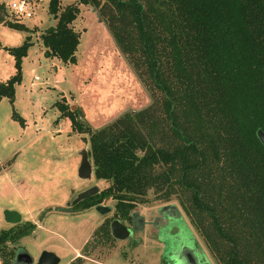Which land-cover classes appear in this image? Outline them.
<instances>
[{"label": "trees", "instance_id": "trees-1", "mask_svg": "<svg viewBox=\"0 0 264 264\" xmlns=\"http://www.w3.org/2000/svg\"><path fill=\"white\" fill-rule=\"evenodd\" d=\"M100 2L74 0L61 9L50 0L57 23L41 34L46 55L76 63L80 6L99 8L152 101L100 129L88 127L65 97L56 102L60 118L88 134L95 177L110 183L76 209L113 199L114 218L126 220L150 191L166 201L181 190L219 264H264V145L257 136L264 132V0ZM6 17L0 4V23L28 31ZM32 44L26 36L20 46H3L15 74L0 83V100L13 103ZM109 223L94 232L105 243L113 239ZM35 228L0 229L2 264H15L9 244Z\"/></svg>", "mask_w": 264, "mask_h": 264}, {"label": "rangeland", "instance_id": "rangeland-1", "mask_svg": "<svg viewBox=\"0 0 264 264\" xmlns=\"http://www.w3.org/2000/svg\"><path fill=\"white\" fill-rule=\"evenodd\" d=\"M49 1L41 0L34 20L20 22L28 31L0 23V83L15 74V59L3 46H20L26 36L33 43L22 58V79L15 86L13 103L7 97L0 100V229L13 226L4 221L5 210L22 215V223L36 225L9 248L15 253L25 249L33 258L30 264H38L43 251L60 257L59 264H170L165 262V238L151 222L159 219L162 208L172 205L197 242L201 264H219L181 190L166 201L150 191L148 202L131 211L143 218V229L130 239H112L87 251L96 240L92 236L97 227L112 219L116 201L104 200L103 205L112 208L106 214L95 207L70 211L80 193L94 186L102 191L110 183L97 179L94 171L89 179L79 178L81 153L90 152L89 136L73 131L70 121L60 118L56 102L65 97L88 127L100 129L127 113L141 111L152 98L121 52L101 10L92 5H81L73 24L80 39L76 63L48 57L41 34L57 23L49 12ZM73 1L60 0L61 9ZM6 2L0 0V4Z\"/></svg>", "mask_w": 264, "mask_h": 264}, {"label": "flooded vegetation", "instance_id": "flooded-vegetation-1", "mask_svg": "<svg viewBox=\"0 0 264 264\" xmlns=\"http://www.w3.org/2000/svg\"><path fill=\"white\" fill-rule=\"evenodd\" d=\"M77 204L78 203H75V205L73 204L71 206L70 208L71 212L76 213L82 211L76 209L75 206ZM101 205H103V203L94 205L93 207H95L97 210V207ZM84 210H88V209H84ZM168 211L171 213L167 215L161 214L158 220L151 222L152 226L158 229L157 233H159L160 236L165 238L164 240H162V243L164 244V250H166L167 253L165 262H167L168 260L170 264H187L188 258L193 255V257L198 259L199 264H201L202 263L201 254L197 250L198 247L197 242L195 238H193L192 235H190L189 230L186 228L185 223H183L182 221V217H180L179 213H177L176 210L174 209H169ZM110 212H112V210ZM114 214L115 211L112 214V219H105L98 226L100 227L101 225H105L108 221H110L108 228L111 237H113L111 233V226L114 220H119L124 226L128 228V230L130 231V235L128 239L131 238V236L137 229H143L145 226L143 219L138 217L135 213H130V218L126 220L114 218ZM92 237L95 238L96 240H94V242L90 245L87 251L93 250L98 243L102 244L103 242H105L104 238H102V233L100 232L97 234L94 233ZM113 239L120 240L115 237H113Z\"/></svg>", "mask_w": 264, "mask_h": 264}, {"label": "water", "instance_id": "water-1", "mask_svg": "<svg viewBox=\"0 0 264 264\" xmlns=\"http://www.w3.org/2000/svg\"><path fill=\"white\" fill-rule=\"evenodd\" d=\"M257 136L260 142L263 143L264 145V132L262 130H258ZM81 156L82 157H81V161L79 165L80 167L78 170V176L79 178L86 180L92 176L93 171H94V166L89 160V153L87 150H83L81 153ZM95 193H99V189L96 186H94L93 188L87 191L80 193L75 198L73 204L75 205V203H78L79 201H82L88 197H91ZM169 209L176 210V207L172 205H168L161 209V214L162 215L170 214L171 212L168 211ZM97 210L101 214H106L110 212L112 208L101 205L97 207ZM3 216H4V221L7 222L8 224H11L13 226L22 224V215H20L16 211L5 210L3 213ZM111 233L113 237L120 239V240H126L129 238V235H130V231L128 230V228L124 226L119 220H114L112 222ZM14 258H15L14 260L15 264H30L33 262V258H31L28 252L23 248L17 250ZM59 262H60V257H57L54 253L47 252V251H43L40 255V259L38 260V264H59ZM187 264H199V261L192 255L191 257L188 258Z\"/></svg>", "mask_w": 264, "mask_h": 264}, {"label": "built area", "instance_id": "built-area-1", "mask_svg": "<svg viewBox=\"0 0 264 264\" xmlns=\"http://www.w3.org/2000/svg\"><path fill=\"white\" fill-rule=\"evenodd\" d=\"M41 0H7L4 4L7 10V21L19 23L36 18Z\"/></svg>", "mask_w": 264, "mask_h": 264}]
</instances>
